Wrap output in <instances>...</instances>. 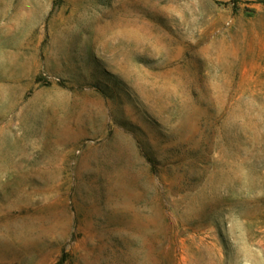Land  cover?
<instances>
[{
	"label": "rangeland",
	"instance_id": "1",
	"mask_svg": "<svg viewBox=\"0 0 264 264\" xmlns=\"http://www.w3.org/2000/svg\"><path fill=\"white\" fill-rule=\"evenodd\" d=\"M0 264H264V0H0Z\"/></svg>",
	"mask_w": 264,
	"mask_h": 264
}]
</instances>
